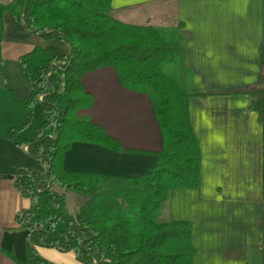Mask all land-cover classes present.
Here are the masks:
<instances>
[{"label": "crops", "instance_id": "crops-1", "mask_svg": "<svg viewBox=\"0 0 264 264\" xmlns=\"http://www.w3.org/2000/svg\"><path fill=\"white\" fill-rule=\"evenodd\" d=\"M111 15L128 25L174 32L181 46L182 54L165 65L179 67L181 79L189 74L200 183L196 189L172 190L166 217L190 225L193 264H264V0H113ZM2 28L0 74L14 97L0 88V264H25L28 232L18 217L31 208V200L16 189V175L44 167L8 137L10 129L25 125L24 103L31 95L21 60L32 73L44 60L35 50L68 57L72 49L44 40L9 12ZM12 76L17 83H11ZM82 85L94 102L80 116L102 127L121 151L76 143L66 153V170L144 177L163 148L148 95L123 87L112 67L85 74ZM41 117L32 118L18 140L31 139ZM55 190L66 195L74 216L88 199ZM37 250L52 264H93L73 251Z\"/></svg>", "mask_w": 264, "mask_h": 264}, {"label": "trees", "instance_id": "trees-1", "mask_svg": "<svg viewBox=\"0 0 264 264\" xmlns=\"http://www.w3.org/2000/svg\"><path fill=\"white\" fill-rule=\"evenodd\" d=\"M112 1L0 0V48L2 17L9 12L44 40L61 41L72 49L68 57L35 50L44 60L33 73L21 60L31 95L24 103L25 125L10 129L8 137L26 146L44 167V172L20 170L16 175V189L31 200V208L18 217L28 232L25 264H52L40 257L38 248L73 251L93 264H193L190 225L156 218L172 190L196 189L200 183V149L190 124L192 94L162 71L182 54L181 46L174 32L115 19ZM105 67L115 69L123 87L148 95L163 148L148 174L123 180L129 195L117 209H84L74 216L66 195L55 187L88 198L113 179L66 170V153L76 143L121 151L102 127L80 116L94 102L82 85L84 75ZM35 104H40L43 122L31 139L18 140L17 134L32 121Z\"/></svg>", "mask_w": 264, "mask_h": 264}, {"label": "rangeland", "instance_id": "rangeland-1", "mask_svg": "<svg viewBox=\"0 0 264 264\" xmlns=\"http://www.w3.org/2000/svg\"><path fill=\"white\" fill-rule=\"evenodd\" d=\"M162 71H163V73H165L169 77H172L173 79H176L179 82H182L183 85H185L187 83L185 81V79H181V73L179 72V67H175V64H174V67H173V64L165 65L162 68ZM188 75L189 74L184 73L183 77L185 76L186 79H189ZM0 76H2V77H0V88L3 89L4 91H6L8 94H10L12 97H14V91L10 88L9 84L3 78V75L0 74ZM13 77H15V76L10 77L9 80L11 81V83H17V80ZM24 77H25V75H24ZM188 84L189 83L186 84L187 85L186 88H188L187 90L191 92ZM36 110H37V113H36ZM34 111H35L34 112L35 116L33 115V118H35L36 116H39V114H40V117L42 116L40 104L34 105ZM41 118L43 121V117H41ZM41 118H40V120H41ZM82 118H84V117H82ZM37 120H39V119H37ZM39 121H37V123ZM42 121H41V123H42ZM112 179H113L112 182H114L116 180H117V182H114V183L111 182V183L105 184V186H103V187L100 186L94 192V194H92L91 196L88 197V199L82 205L81 210H84V209L94 210V211L97 210V212H100L101 210L106 211L108 209H111V210H113L115 208L117 209V207L119 206V201L121 202L124 197H128L129 190L127 189L128 188L127 182L123 181L126 178H122V179L112 178ZM167 206H168V204L166 206H164L163 208H161L162 211L158 212L156 218L159 222L168 221L167 220L168 218L166 217Z\"/></svg>", "mask_w": 264, "mask_h": 264}, {"label": "built area", "instance_id": "built-area-1", "mask_svg": "<svg viewBox=\"0 0 264 264\" xmlns=\"http://www.w3.org/2000/svg\"><path fill=\"white\" fill-rule=\"evenodd\" d=\"M40 99H42V98H40Z\"/></svg>", "mask_w": 264, "mask_h": 264}]
</instances>
